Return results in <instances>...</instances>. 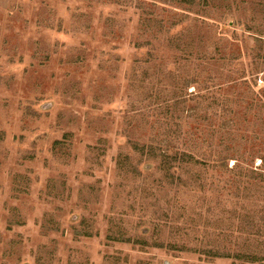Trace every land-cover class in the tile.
<instances>
[{"label":"rangeland","instance_id":"obj_1","mask_svg":"<svg viewBox=\"0 0 264 264\" xmlns=\"http://www.w3.org/2000/svg\"><path fill=\"white\" fill-rule=\"evenodd\" d=\"M256 257L264 0H0V264Z\"/></svg>","mask_w":264,"mask_h":264},{"label":"trees","instance_id":"obj_2","mask_svg":"<svg viewBox=\"0 0 264 264\" xmlns=\"http://www.w3.org/2000/svg\"><path fill=\"white\" fill-rule=\"evenodd\" d=\"M183 154H184V158H185V160H186L187 163L192 164V162L195 161V157H194L193 155L187 154L186 152H184ZM174 170H175V169H174ZM260 257H261V256H260ZM257 259L260 260V261L264 260L263 257H262V258H257V257H256V260H257Z\"/></svg>","mask_w":264,"mask_h":264}]
</instances>
